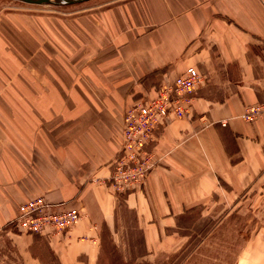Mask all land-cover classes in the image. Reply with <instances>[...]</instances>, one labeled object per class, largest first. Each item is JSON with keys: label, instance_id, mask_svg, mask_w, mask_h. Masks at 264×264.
Masks as SVG:
<instances>
[{"label": "crops", "instance_id": "0c3cea01", "mask_svg": "<svg viewBox=\"0 0 264 264\" xmlns=\"http://www.w3.org/2000/svg\"><path fill=\"white\" fill-rule=\"evenodd\" d=\"M95 6H83L80 17L69 19V82L51 66L53 53L42 49L48 20L0 18V236L8 243L0 253L12 252L13 264H44L35 253L41 238L48 264H98L105 257L103 232L89 243L86 224L96 223L121 242L123 210L152 252L186 210L232 202L264 185V115L240 117L244 106L264 101V0H117ZM187 66L205 76L193 99L195 122L178 120L158 131L164 167L150 173L143 192L113 197L107 206V194L88 180L117 153L114 108L129 92L142 95ZM185 133L190 137L183 141ZM37 136L33 158L13 141L25 144ZM43 159L54 172L49 181L43 179ZM108 174V168L101 172ZM42 195L80 210L84 219L69 230L68 243L48 229L24 237L8 227L22 204Z\"/></svg>", "mask_w": 264, "mask_h": 264}, {"label": "rangeland", "instance_id": "374dc122", "mask_svg": "<svg viewBox=\"0 0 264 264\" xmlns=\"http://www.w3.org/2000/svg\"><path fill=\"white\" fill-rule=\"evenodd\" d=\"M114 1L117 0H90L72 5H34L16 0H0V18H13L10 16L24 14L35 15L36 18L48 20L46 21L47 31H43L45 27L42 30L44 38L42 49L43 51L47 50L53 53L51 66L59 71V78L69 82V19L80 17L82 10L86 9L83 6L95 4L94 8L97 9L108 6L114 3ZM44 62L45 60L43 59L42 63ZM189 67L194 68L198 72L200 80H205V76L196 67L187 66L184 71L177 73L172 81L166 80L157 86L147 88L142 95L134 96L131 93L132 91L129 92L127 97L123 99L122 107L114 108L115 115L117 116V125L113 130L111 140L117 146V153L113 160L108 161L104 165H98L95 168L96 175L90 177L88 180L89 184L99 186L98 190L100 191L101 189L107 194V206L114 204L112 201L113 197L116 199L117 196H126L128 192L135 190L143 192L144 182L150 173L155 168L164 167V159L161 158V153L159 152L161 135H159L158 131L162 133L166 125L178 120H188L191 124L195 122L193 99L197 97L198 91L196 90L198 87L189 92L188 83L179 81L177 86L181 97L175 98L172 96L174 82L177 78L184 77V72ZM17 78L21 79L22 76L17 74ZM22 81L25 82L24 79ZM134 103H137L138 106L134 107ZM165 103H170L174 107L169 112H165ZM261 103H264V101L252 105L255 106ZM248 106L251 105L244 106L243 112L240 114L243 120L251 121L258 116L264 115V112H260L258 115L255 114L256 108L254 107L252 108L253 114H251L247 110ZM129 110L136 113V120L134 122L127 115ZM58 111L67 112L66 116L69 115V111L64 107L59 108ZM173 113L176 115L175 118H173ZM247 113L250 116L253 115L254 118L247 120ZM163 114L167 118L162 123L161 120L156 123V119H159ZM168 120L170 121L167 123ZM118 124L120 126L119 129ZM48 125H52V122H48ZM42 130L46 132L48 126H42ZM138 133L143 138L146 139L147 136V138L153 139V141L145 144L143 147L144 142L136 140L133 137V135ZM124 137L128 150L125 157L133 161L131 165L124 163ZM189 137L185 133L182 140L184 141ZM40 140L37 136L33 140L30 139V142L26 141L25 144L20 139H14L13 141L19 147L26 146L27 151L30 153L29 156L32 154L31 158H33V153L36 152L32 151H34V147L36 148V146L40 145ZM179 144H182V142H179ZM42 147L44 148V144ZM140 151H143L147 155L145 162H141L135 157L134 153L140 154ZM48 163L49 161L43 159L42 175L46 181H49L54 176V172L48 167ZM148 164L153 165V167L145 171V174L143 170ZM107 168L109 174L107 177H103L101 172ZM29 173H33L32 168ZM259 179L262 182L264 174L260 175ZM261 185L253 187L254 190L245 193L232 202L228 198L227 202L209 203L186 210L177 218L175 230L168 233L163 239H160L157 245L159 247L155 248V251L152 252L144 249L142 235L139 231L138 233L133 231L132 215L126 210L120 213L119 229L123 232L121 242L117 241L116 238L113 240L110 237L109 231H104V229L102 231L92 221H88V224H86V231H89L86 239L89 243H95L103 232V239L106 245V258L104 257L102 262L100 260L98 264H264V185ZM36 197H42V206L49 208V212L53 214L51 222L56 226V229L52 235L58 241L68 243L69 230L77 226L84 218H81L80 215L71 228L66 231L59 230L57 222L62 220V216L61 218L59 216L67 210L74 208L72 207L73 203L69 201L51 202L43 195L34 196L28 200H33ZM75 209L77 210L78 208L76 207ZM12 221L9 223H12ZM31 225L33 226V224ZM8 227L14 233L23 235L24 237L25 235L38 234L31 231H18L15 221L12 226L8 225ZM41 240V246L35 247V253L42 259L44 264H48L49 255H47L44 248V240L42 238ZM178 243H180V247H177ZM6 245L8 246L7 240L0 236V246L6 248ZM2 253H0L1 264H13L14 255L12 252L6 251L4 255L6 254L7 256L5 255V257L2 256ZM50 264L57 263L55 260H52Z\"/></svg>", "mask_w": 264, "mask_h": 264}, {"label": "built area", "instance_id": "2783aa9c", "mask_svg": "<svg viewBox=\"0 0 264 264\" xmlns=\"http://www.w3.org/2000/svg\"><path fill=\"white\" fill-rule=\"evenodd\" d=\"M179 81L187 82L189 85L188 91L191 92L192 90H194V88H196L198 86V84L200 82V78H199L198 72L194 68H192V67L187 68L186 71L184 72V77L181 76V77L177 78L176 81L174 82V85L172 88V96L175 98L181 97V95L179 93L178 86H177ZM166 104H167V106H166ZM133 106L137 107L138 104L134 103ZM173 107L174 106L172 104L165 103V110L164 111L169 112L170 109ZM253 107L256 108L255 114H257V115L260 112H264V103L256 104L255 106H253V105L248 106L247 110L251 114H253V111H252ZM127 115L129 116V118L131 120H133L132 122H134L136 120V113L135 112H130V110H129L127 112ZM165 118H167L165 114L161 115L159 119H156V123L159 122L160 120L162 123V121ZM253 118H254L253 115L250 116V114L247 113V120H250ZM133 137L136 140H141V142H144L143 147L145 144H149L150 142L153 141V139L151 140V139L147 138V136H146V139L143 138V136L140 135V133L133 135ZM124 140H125V137H124ZM123 152H124L123 156L125 157L126 156L125 154L128 152L127 147H126V140H125V147L123 148ZM134 154H135V157L137 160H139L141 162H145L147 155L143 151H140V154H138L136 152ZM132 162L133 161L131 159H129L127 157L124 158L125 164L131 165ZM150 167L152 168L153 165L148 164V166L144 168L143 172L146 174L145 171H148L150 169ZM145 174H144V176H145ZM41 201H43L42 197H36L33 200H28L25 204H23L20 207L19 214L15 220V225H16V228L18 230L23 231V232L31 231L32 233H41L42 231L48 229L49 232H51V233L55 232L56 226L51 222L53 214L49 212V208L42 206ZM61 216H62V220H59L57 222V224L59 225L58 229L62 230V231H66L69 228H71V226L74 224V222L80 217V211L78 209L76 210L75 208H72L71 210H67L64 214L60 215L59 217L61 218ZM31 224H33V226Z\"/></svg>", "mask_w": 264, "mask_h": 264}, {"label": "water", "instance_id": "95a60500", "mask_svg": "<svg viewBox=\"0 0 264 264\" xmlns=\"http://www.w3.org/2000/svg\"><path fill=\"white\" fill-rule=\"evenodd\" d=\"M16 1H20L27 4H34V5H45V4L72 5L90 0H16Z\"/></svg>", "mask_w": 264, "mask_h": 264}, {"label": "bare ground", "instance_id": "6f19581e", "mask_svg": "<svg viewBox=\"0 0 264 264\" xmlns=\"http://www.w3.org/2000/svg\"><path fill=\"white\" fill-rule=\"evenodd\" d=\"M173 115H175V114H173ZM176 116V115H175ZM15 221V220H14ZM13 224H14V222H13Z\"/></svg>", "mask_w": 264, "mask_h": 264}]
</instances>
